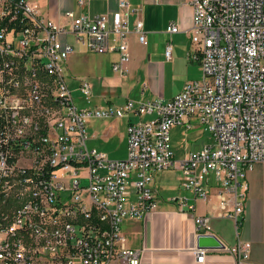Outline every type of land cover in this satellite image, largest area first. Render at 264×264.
<instances>
[{
  "label": "built area",
  "instance_id": "built-area-1",
  "mask_svg": "<svg viewBox=\"0 0 264 264\" xmlns=\"http://www.w3.org/2000/svg\"><path fill=\"white\" fill-rule=\"evenodd\" d=\"M37 2L0 0V132H6L0 139V264H141L142 250L126 246L121 223L156 209L155 175L172 167L181 171L180 186L192 192L193 201L207 198L210 183L229 192L228 216L238 222L247 172L264 162V0H183L192 8L194 45L186 56L198 61L201 76L169 100L94 107H80L72 96L79 90L89 101V82L75 79L71 90L59 72L81 45L91 53L115 51L111 69L124 76L127 13L68 10L67 22L60 24ZM119 8L128 10V0H119ZM23 14L41 21L42 40H33ZM166 30L179 28L171 23ZM134 31L145 44L140 19ZM171 50L167 41V59ZM33 53H43L52 65L56 109L42 106ZM26 67H34L33 90L24 89ZM126 114L152 118L128 123L123 158L87 145L90 118ZM196 124L210 141L176 159L171 129ZM70 200H79L80 209L70 208ZM170 200L181 210H194L185 196ZM194 223L198 234L211 233L210 216L196 215ZM249 251L250 243L241 240L229 249L239 263ZM205 253L195 250L200 260Z\"/></svg>",
  "mask_w": 264,
  "mask_h": 264
},
{
  "label": "crops",
  "instance_id": "crops-1",
  "mask_svg": "<svg viewBox=\"0 0 264 264\" xmlns=\"http://www.w3.org/2000/svg\"><path fill=\"white\" fill-rule=\"evenodd\" d=\"M128 2V10L119 8V0H85L82 5L78 4L77 0H38L37 3L41 12L60 24L67 22L64 13L68 10L76 14H110L117 10L127 13L130 31L126 36L129 52V60L125 64L126 73L120 76L112 71L110 66L117 59V53L109 51L103 54L102 61L99 60L96 66L101 72H106L110 68L113 76L105 75V79L100 76L99 79L112 85L113 80L117 78L122 86H125L128 96H113L117 101L120 99L121 104L116 105H122L128 99L134 102L169 100L182 89L187 81L198 79L201 76L198 61L186 56V53L194 47L189 31L192 24L191 5L183 3V0H160L158 2L128 0ZM136 19L143 22L145 44L139 42L138 35L134 31ZM171 23L178 26L177 32L166 30ZM167 41L172 44L169 59L164 55ZM67 68L66 65V70ZM75 79L79 78L75 77ZM137 84L142 87L140 93L136 92ZM102 96V100L106 101L105 104L113 103L106 96ZM144 116L152 115L130 114L124 121L121 120L124 116L121 118H90L87 127L93 128L92 124L89 125L91 119L100 121L96 122L95 129L89 133V136L87 133V142L93 136L99 139L100 144L118 138L125 141L124 154L126 155V127L129 122L146 121L151 118H144ZM108 155L112 157L109 153ZM174 156L179 159L184 156V153L174 152ZM159 172L161 170L156 173L155 181ZM179 180L181 181V175ZM247 183L244 212L237 217L239 223L233 217L228 216L233 207L232 195L216 187L214 183H210L207 188V198L196 201L192 200V192L183 187L181 188L185 189V193L160 199L158 195L160 187L155 183L158 190L156 209L149 211L142 218L125 219L121 223L124 226L122 232L126 246L142 250L141 264H264V162H256L253 165L248 172ZM178 196H185L194 205V210H181L175 202L170 200ZM196 215L210 216L211 233L224 245V248L206 249L205 257L201 260L195 254L196 236L198 235L194 223ZM237 240L250 243L248 257L241 263L233 253L229 252Z\"/></svg>",
  "mask_w": 264,
  "mask_h": 264
},
{
  "label": "rangeland",
  "instance_id": "rangeland-1",
  "mask_svg": "<svg viewBox=\"0 0 264 264\" xmlns=\"http://www.w3.org/2000/svg\"><path fill=\"white\" fill-rule=\"evenodd\" d=\"M104 53H91L88 52L87 49L83 46H77V49L71 53L67 59V70H65V82L67 83L69 89H75L77 87V81L75 77L81 79H87L91 86V96L89 97V101L86 100L85 95L79 90L72 91L73 99L76 104L80 107H94L98 105H105L106 101H103V96L109 98L113 103V105L121 104L120 99L117 101L113 98V96H128L126 94L125 86L119 82L117 78H115L112 85L106 84L104 81L100 80V76H103L105 79V75L108 77L113 76L110 68L107 69L106 72H101L97 68V63L102 61V57ZM111 67V66H110ZM102 73V74H101ZM142 85V84H141ZM144 86V85H143ZM140 85H136V92H141ZM125 89V90H124ZM128 89V86H127ZM102 97V98H101ZM134 101V100H133ZM136 102V101H135ZM107 104V103H106ZM130 114L121 118L124 121ZM152 118V116H144V118ZM99 119H91L89 121V125L92 124V127H87V133H92L95 129L96 122H99ZM203 125L196 124L193 128L186 129L182 125H178L171 130V145L172 150L175 153H186L187 151L197 149L201 147L203 144L208 143L210 141L209 132L203 129ZM91 136V135H90ZM89 147H96L98 150H103L109 153L112 157L120 158L125 155V141L115 138L111 140V142L100 144L99 139L95 136L90 137L88 142ZM249 172V171H248ZM247 172V175H248ZM181 175V171L176 168H168L163 169L161 172L157 174L156 177V185L159 188V198H166V196L182 194L185 193V189H182L180 186L181 181L179 177ZM156 176V175H155ZM122 231H124V226L121 225Z\"/></svg>",
  "mask_w": 264,
  "mask_h": 264
},
{
  "label": "bare ground",
  "instance_id": "bare-ground-1",
  "mask_svg": "<svg viewBox=\"0 0 264 264\" xmlns=\"http://www.w3.org/2000/svg\"><path fill=\"white\" fill-rule=\"evenodd\" d=\"M23 22H27L28 30H33V40H42L43 29H41V21L33 20L32 14H23ZM33 61L35 64V83L37 92H41L42 106L45 109H56L57 101H53L52 89L55 86V76L51 74L52 65L43 53H33ZM65 73L59 72V80H65ZM34 67H26L24 72L23 83L24 89L33 90ZM0 139H6V132H0ZM36 144H43V137H36ZM70 208L80 209L79 200H70Z\"/></svg>",
  "mask_w": 264,
  "mask_h": 264
},
{
  "label": "water",
  "instance_id": "water-1",
  "mask_svg": "<svg viewBox=\"0 0 264 264\" xmlns=\"http://www.w3.org/2000/svg\"><path fill=\"white\" fill-rule=\"evenodd\" d=\"M197 249H219L224 248L222 242L212 233L198 234L196 236Z\"/></svg>",
  "mask_w": 264,
  "mask_h": 264
},
{
  "label": "trees",
  "instance_id": "trees-1",
  "mask_svg": "<svg viewBox=\"0 0 264 264\" xmlns=\"http://www.w3.org/2000/svg\"><path fill=\"white\" fill-rule=\"evenodd\" d=\"M238 223H239V221H238Z\"/></svg>",
  "mask_w": 264,
  "mask_h": 264
}]
</instances>
